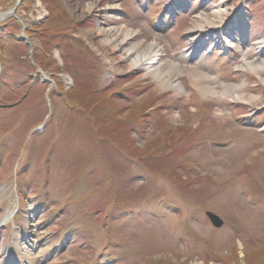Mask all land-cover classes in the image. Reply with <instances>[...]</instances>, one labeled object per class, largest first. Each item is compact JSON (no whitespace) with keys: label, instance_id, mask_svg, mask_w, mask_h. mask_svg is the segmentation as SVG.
<instances>
[{"label":"rangeland","instance_id":"obj_1","mask_svg":"<svg viewBox=\"0 0 264 264\" xmlns=\"http://www.w3.org/2000/svg\"><path fill=\"white\" fill-rule=\"evenodd\" d=\"M30 1L0 0V264L24 245L35 264H264V85L241 70L264 61V0ZM111 28L158 42L185 95L113 71ZM189 67L258 101L202 100Z\"/></svg>","mask_w":264,"mask_h":264},{"label":"bare ground","instance_id":"obj_2","mask_svg":"<svg viewBox=\"0 0 264 264\" xmlns=\"http://www.w3.org/2000/svg\"><path fill=\"white\" fill-rule=\"evenodd\" d=\"M51 1H53V3L50 2V5L53 8L55 5H60L58 3L59 0ZM31 2L32 1L27 0V5L30 7L32 6ZM61 14L62 11H60V15ZM228 16L229 14L227 6L226 4H223L221 2V4L214 5L209 8L205 14H201L197 18H195V22L203 24L199 28L207 26L209 28H213V30L215 31V27L218 26H216L214 23L219 22V24H221ZM1 17L2 16H0V20L3 19V17ZM68 22L69 21L67 19H64V23ZM58 30L55 33L56 35L63 32ZM34 33H36V35H40L41 38L44 30H41V28H35ZM104 34H106V38L102 42L103 46L101 45V51L107 57L106 62H110V64L114 66L113 71L119 72L121 70L124 71V69L128 71H134L142 69L145 73H147V75L153 76L156 79L160 78L158 80L163 89H172L177 96L185 95L183 87L174 80V78H176V76H178L182 72V70L180 69V67L175 65L173 66L172 64L159 63L158 55L160 53V50L158 42L149 44L145 49L143 48L142 43H135L133 41V36L135 35V33L125 28H111L109 32H104ZM216 35L221 36L223 35V33L217 31ZM40 38L37 36V38L35 39L38 40ZM196 39L199 40L198 38ZM223 40L226 43L229 42L228 38H224ZM47 42H49V40ZM262 44L263 43L256 44L258 47L257 50L259 49V52L264 49V44ZM38 45V43H35L33 47H36ZM58 48H60V46ZM236 49L240 51V53L244 57L250 52L249 49H244L241 46ZM241 70L243 72L245 71L253 73L257 77V79L264 85V61H260L258 63L247 61L243 64ZM216 80V77H212L211 75L195 70L193 67H189V87H191L202 100L214 99L218 101H224L225 99H231L232 101L244 102L248 104H253L254 102L258 101L256 97L249 96L246 93V83L232 84L223 81L220 84H216ZM190 103H192L191 100ZM26 246L27 245H24V247L17 246L16 252H19L20 256H17L19 258H9V262L7 263L35 264V261H33L34 247L28 248ZM39 252H41L42 254L44 253V250H40Z\"/></svg>","mask_w":264,"mask_h":264},{"label":"water","instance_id":"obj_3","mask_svg":"<svg viewBox=\"0 0 264 264\" xmlns=\"http://www.w3.org/2000/svg\"><path fill=\"white\" fill-rule=\"evenodd\" d=\"M209 220L211 221V223L213 224V226H215L216 228H221L223 225V222L215 215L208 213L207 214Z\"/></svg>","mask_w":264,"mask_h":264},{"label":"trees","instance_id":"obj_4","mask_svg":"<svg viewBox=\"0 0 264 264\" xmlns=\"http://www.w3.org/2000/svg\"><path fill=\"white\" fill-rule=\"evenodd\" d=\"M38 40H40V39H38ZM46 54H47V52H46L45 49H44V50H43V55H44V56H42V57L40 58V59H43L42 62H43V61H46V60L48 61V59H47V57H46ZM44 57H46V59H44Z\"/></svg>","mask_w":264,"mask_h":264}]
</instances>
